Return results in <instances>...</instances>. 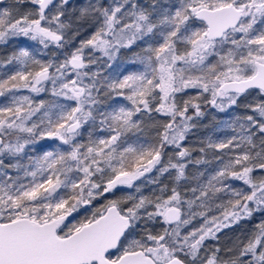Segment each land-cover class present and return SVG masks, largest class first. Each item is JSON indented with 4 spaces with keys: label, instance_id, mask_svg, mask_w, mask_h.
<instances>
[{
    "label": "snow or ice",
    "instance_id": "6c2138e0",
    "mask_svg": "<svg viewBox=\"0 0 264 264\" xmlns=\"http://www.w3.org/2000/svg\"><path fill=\"white\" fill-rule=\"evenodd\" d=\"M21 37L52 58L21 46L0 60V264H264V0H0V45ZM122 50L143 70L113 68ZM187 89L200 91L178 102ZM204 94L246 111L192 148ZM46 139L59 143L31 155ZM124 186L135 194L66 223Z\"/></svg>",
    "mask_w": 264,
    "mask_h": 264
},
{
    "label": "trees",
    "instance_id": "16d2710c",
    "mask_svg": "<svg viewBox=\"0 0 264 264\" xmlns=\"http://www.w3.org/2000/svg\"><path fill=\"white\" fill-rule=\"evenodd\" d=\"M84 35H87V34L85 33ZM81 38L82 37H77V40L75 41V43H78ZM21 46L29 47L30 50L34 52H38L39 53V55L37 56L38 59L47 61L48 59L52 58L50 51L44 50L42 46L39 45L38 42L30 41V40H27V38L21 37L14 41H10L7 45H0V60L5 59L8 55H10L13 51L17 50L18 47H21ZM51 51H56V50L51 49ZM130 55H131L130 53L124 52L122 50L121 54H118L117 60L113 62V68H116L117 65H120L121 66L120 71L124 73H126L127 71H142L143 70L142 65L137 63L136 65L133 66L130 63ZM57 56H59V52L57 53ZM103 62L104 60L101 61V63ZM92 67H93V70L96 69V65H93ZM9 68H11V66H9ZM6 71L7 70L5 68L0 67V78H3L4 73ZM109 72H111V69L105 70L103 74L107 76ZM199 91L200 90L198 89H187L186 94L178 95V102L180 98L187 100L189 97L197 96L199 94ZM16 95L17 96L31 95L32 98L36 101H39L40 99H46V100L51 99L50 92H46L45 94L41 95L39 98H36L35 94L30 93L28 89H21L18 92H16ZM207 95L208 94H204V97H201L199 100L195 101L197 103H201V108H202V111L205 112V115L203 118L199 120L198 127L196 129H193V132L189 135L188 139L184 142L185 145L190 146L192 148H199L203 146L202 142H206L208 137H211L213 140H218V139H224L226 136L231 135V130L225 127L222 122L229 120L233 112L237 114H243L246 111L241 106L240 108L234 107L233 109H229L228 112H225V113L218 112L211 105L205 104L203 102L205 97H207ZM118 100L120 104L125 105V106H130V102L124 100L123 98H118ZM252 101H253L252 96H249L247 100H245L244 97H241V101L238 103L243 104V103H248ZM6 102H8V99L6 97H0V105H3ZM189 112L191 113L192 109H189ZM153 116H156V118L161 121H164L167 119L166 117H163V116H157L155 113H153ZM98 135L103 136V135H106V133H98ZM154 135H155L154 130L152 131L146 130L145 133L141 135L140 142H144L145 140H151ZM132 139L134 141L135 137H133ZM57 142L58 141H52V140L48 141L47 139L44 141H41L40 144L36 145L35 150L31 153V155L33 156L40 155L42 154L43 150H50L47 148V146L55 145ZM41 145H44L45 149H42ZM167 151H171V149L169 148L167 149ZM199 155L200 154L198 152H193L194 157L199 156ZM213 155H214L213 151L211 149H208L206 158L209 160H212V163L208 165L197 166V168L200 171H205L206 176H210L213 170L218 167V162L213 159ZM190 171L194 172L196 171V169L190 166ZM147 175L154 176L155 170H153V173H149ZM143 179L144 178H141V180ZM137 183L140 184L141 181H138ZM229 183H232L233 186L237 188L244 187L242 182L240 181H229ZM152 187L154 186L152 185L146 186L144 188V193L149 194V189ZM127 195H128L127 191L122 192L121 189L117 188L114 191V193H109V194H106L105 196L99 197L96 200H94L91 205H86L80 208L79 210H83L86 207L85 209H89V213H91L96 208L102 207L107 202L108 199L120 198V197H124ZM225 199H227L226 196H225ZM254 222L255 220H253L252 222H242V224L244 225L243 228H241L240 226H234L231 229H225L223 232L218 234L220 237L218 242L209 240L206 243L208 245H216L217 243H219V245L222 247L226 246L230 244L231 241L236 238V236L241 235L243 231H245L248 228H251Z\"/></svg>",
    "mask_w": 264,
    "mask_h": 264
},
{
    "label": "rangeland",
    "instance_id": "374dc122",
    "mask_svg": "<svg viewBox=\"0 0 264 264\" xmlns=\"http://www.w3.org/2000/svg\"><path fill=\"white\" fill-rule=\"evenodd\" d=\"M87 51V50H86ZM96 55L97 56H99L100 55V53H96ZM104 60H106V58H104ZM50 87V86H49ZM46 93V92H45ZM45 93H41V94H39V95H36L35 94V96H36V98H39L41 95H43V94H45ZM34 94V93H33ZM48 141H50V140H48ZM57 143H59V142H57ZM56 143V144H57ZM36 147V146H35ZM147 175V174H146ZM138 181H136V183H137ZM138 184V183H137ZM119 188V187H118ZM123 189H122V192H126L127 191V193L128 194H135L134 193V189H130V188H127L126 186H124V187H122ZM86 208V207H85ZM87 210H89V209H86L85 211H87ZM89 215H91V213H89V212H86V213H84L81 217H80V219H82L83 217H85V216H89ZM75 222H77V220H75V219H72V220H69V224H71V223H75ZM194 223H198V222H194ZM189 227H191V226H189Z\"/></svg>",
    "mask_w": 264,
    "mask_h": 264
},
{
    "label": "flooded vegetation",
    "instance_id": "af4514ba",
    "mask_svg": "<svg viewBox=\"0 0 264 264\" xmlns=\"http://www.w3.org/2000/svg\"><path fill=\"white\" fill-rule=\"evenodd\" d=\"M118 189H123L122 187H119ZM86 209L84 208L83 210H78V212H74L73 214H72V216L66 221V223H68L69 222V220H72V219H75V220H79L80 219V217L84 214V213H86V212H89V210H87V211H85ZM84 218V217H83Z\"/></svg>",
    "mask_w": 264,
    "mask_h": 264
},
{
    "label": "water",
    "instance_id": "95a60500",
    "mask_svg": "<svg viewBox=\"0 0 264 264\" xmlns=\"http://www.w3.org/2000/svg\"><path fill=\"white\" fill-rule=\"evenodd\" d=\"M71 216H72V215H71ZM71 216H69L68 219H69Z\"/></svg>",
    "mask_w": 264,
    "mask_h": 264
}]
</instances>
